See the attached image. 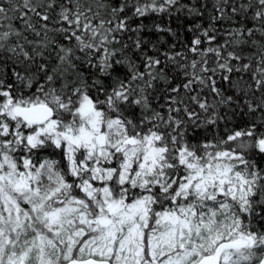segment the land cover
I'll list each match as a JSON object with an SVG mask.
<instances>
[{"label": "snow or ice", "instance_id": "6c2138e0", "mask_svg": "<svg viewBox=\"0 0 264 264\" xmlns=\"http://www.w3.org/2000/svg\"><path fill=\"white\" fill-rule=\"evenodd\" d=\"M0 264H264V0H0Z\"/></svg>", "mask_w": 264, "mask_h": 264}]
</instances>
